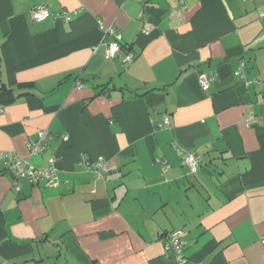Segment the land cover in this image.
<instances>
[{
  "label": "crops",
  "instance_id": "obj_1",
  "mask_svg": "<svg viewBox=\"0 0 264 264\" xmlns=\"http://www.w3.org/2000/svg\"><path fill=\"white\" fill-rule=\"evenodd\" d=\"M263 78L264 0H0V152L61 179L18 191L0 164V264H176L174 230L196 264H264Z\"/></svg>",
  "mask_w": 264,
  "mask_h": 264
},
{
  "label": "built area",
  "instance_id": "obj_2",
  "mask_svg": "<svg viewBox=\"0 0 264 264\" xmlns=\"http://www.w3.org/2000/svg\"><path fill=\"white\" fill-rule=\"evenodd\" d=\"M79 12H74L77 14ZM176 13V11H173ZM51 16L46 5H40L32 8L31 17L34 21L41 22L48 19ZM55 19L64 22H71L72 14L67 11L55 16ZM99 28L103 32L104 36H110L113 38L112 42L103 44L105 47L104 56L106 60H113L116 58L117 54L121 50L122 35L112 26H106L104 23L99 22ZM143 33H149V28H145ZM98 48H95L97 50ZM135 56L133 54H127L124 62L130 63L134 60ZM244 64H242V67ZM237 75L241 74V68L236 72ZM214 81V77L210 76L206 72L199 74V82L202 89L207 92L210 89L211 83ZM264 84V78L261 80ZM78 88H81V82H77ZM0 112L3 109L0 108ZM254 117L250 115L248 118V124L253 123ZM161 128H166L171 126L170 117L166 116L163 122L159 124ZM49 131L44 130L38 134V140L31 145V154L37 155L43 153L49 145ZM67 140V138H65ZM176 152L178 156L182 159L184 166H186L190 172L195 173L198 169L199 157H197L193 152L185 150L182 147L176 146ZM0 164L13 174L14 176V187L16 190H20L19 181L26 180L33 186H39L40 184H46L50 187H58L61 184V179L58 175V169L56 167V160L50 161L47 168H37L30 164V162L24 158H21L15 152H0ZM105 161H97L91 165L96 171L106 166ZM183 230H174L164 239V255L167 258H171L176 264H196L190 261L185 256V241L183 239ZM264 244V239L262 240Z\"/></svg>",
  "mask_w": 264,
  "mask_h": 264
},
{
  "label": "trees",
  "instance_id": "obj_3",
  "mask_svg": "<svg viewBox=\"0 0 264 264\" xmlns=\"http://www.w3.org/2000/svg\"><path fill=\"white\" fill-rule=\"evenodd\" d=\"M0 99L14 100L11 90H8L6 87L0 88Z\"/></svg>",
  "mask_w": 264,
  "mask_h": 264
}]
</instances>
